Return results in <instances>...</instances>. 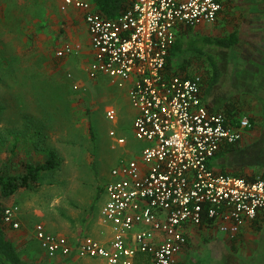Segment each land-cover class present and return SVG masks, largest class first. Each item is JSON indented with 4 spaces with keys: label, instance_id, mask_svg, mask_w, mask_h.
Segmentation results:
<instances>
[{
    "label": "rangeland",
    "instance_id": "obj_1",
    "mask_svg": "<svg viewBox=\"0 0 264 264\" xmlns=\"http://www.w3.org/2000/svg\"><path fill=\"white\" fill-rule=\"evenodd\" d=\"M221 1L223 10L214 23L190 27L188 35L179 37L187 48L174 53L173 68L187 63L188 71L204 75L206 89L217 75L207 55L214 58L218 75L216 83L205 90L206 101L225 112L232 105L235 108L227 113H240L235 117L247 114L254 125L245 146L238 142L226 155L214 159L212 166L229 172L261 173L264 0ZM254 4L257 6L251 10ZM78 16L75 8L60 9L58 0H0V169L11 159L9 169L18 173L25 162H42L51 152L60 160L58 167L42 171L35 185L22 187L9 197L0 190V214L16 204L20 227L14 230L1 224L22 258L32 264H65L40 249L34 238L35 225L42 223L60 234H85L93 217L101 215L112 168L121 159L133 157L125 150L140 146L125 88L113 86L109 97L89 78V57L83 53L56 56L66 42L88 40ZM251 19L253 22H248ZM233 31L239 33L242 43L232 47L203 45L206 37L227 36ZM198 50L206 55L199 56L203 53ZM104 82L106 86L109 79ZM111 102L119 112L117 125L104 113ZM119 137L125 139V146L115 140ZM245 231L234 240L219 233L206 234L193 251L208 264H264V221ZM214 239L226 243L234 261L228 263L219 249L210 254L206 245Z\"/></svg>",
    "mask_w": 264,
    "mask_h": 264
},
{
    "label": "built area",
    "instance_id": "obj_2",
    "mask_svg": "<svg viewBox=\"0 0 264 264\" xmlns=\"http://www.w3.org/2000/svg\"><path fill=\"white\" fill-rule=\"evenodd\" d=\"M60 7L83 11L93 49L88 76L104 74L118 86L129 85L137 111L134 135L147 144L138 157L121 159L111 170L100 211L110 239L72 238L37 223L34 235L45 254L101 258L108 264H183L179 255L191 226L216 229L232 240L253 220L263 221L264 177L212 166L220 150L242 140L252 126L250 116L212 109L204 100V75L167 64L178 33L214 23L223 3L132 0L113 18L99 12L93 0H61ZM79 49L80 44L65 43L56 55ZM106 117L114 120L115 109H107ZM116 141L125 143L123 137ZM3 212V225L18 229L19 207L9 205Z\"/></svg>",
    "mask_w": 264,
    "mask_h": 264
},
{
    "label": "trees",
    "instance_id": "obj_3",
    "mask_svg": "<svg viewBox=\"0 0 264 264\" xmlns=\"http://www.w3.org/2000/svg\"><path fill=\"white\" fill-rule=\"evenodd\" d=\"M222 2L221 0H219ZM132 0H93V3L96 6V9L104 14L107 17L113 18L118 15H120L122 12H124L129 5L131 4ZM190 29H185L182 30L178 33L177 39L173 45V47L170 50L169 56H168V67L173 68V61L175 58L174 53L178 50H181L183 52V49H186L187 47L183 46V43H180V36L183 35H188ZM240 40L239 33L236 31H233L227 36H217V37H206L203 39V45L206 46L207 44L211 45H217L221 47H232L235 46ZM194 48V47H193ZM190 49V48H188ZM199 54L202 52L203 54L199 56H205L206 52L203 50H198ZM175 53V54H176ZM207 59L211 63L213 67V71L215 74L217 73L218 75V67H217V62L212 58L211 55H207ZM187 63H181L180 69L181 70H187L186 69ZM188 71V70H187ZM189 73H191L189 71ZM217 75L213 77V79L210 81L209 86L207 91L212 87L217 80ZM230 109H226V112L232 111L235 107L232 105H229ZM218 110V109H214ZM230 114V113H228ZM233 114V115H232ZM231 115H238L240 113L238 112H233ZM252 126L254 125V120L252 117ZM250 128V129H251ZM236 144H231L228 145L227 147H224L222 150H220L213 159H217L219 157H222L226 155L228 152L233 150L235 148ZM11 159L8 160L5 165L0 169V190L1 194L5 197L12 196L16 191H18L22 187H30L38 183V180L40 178L41 172L44 170H49V169H54L59 166L60 160L56 156L54 152H51L50 156L42 161V162H32V161H27L24 163V169L21 172L18 173H12L9 169V163ZM223 173H228V174H234L237 176H245L247 178H256L257 176L264 177V171L261 173H253V174H248L247 172H243L242 170H233V171H227L225 169L220 170ZM1 217H0V264H32L24 260L19 253L16 245L14 244L13 240L8 237V235L5 232V229L3 225L1 224V221L3 222V215L4 212L3 210L1 211ZM264 221V220H263ZM260 221L258 219L253 220L251 225H255L256 227L259 226ZM236 239V238H234Z\"/></svg>",
    "mask_w": 264,
    "mask_h": 264
},
{
    "label": "crops",
    "instance_id": "obj_4",
    "mask_svg": "<svg viewBox=\"0 0 264 264\" xmlns=\"http://www.w3.org/2000/svg\"><path fill=\"white\" fill-rule=\"evenodd\" d=\"M59 2V6H61V0H58ZM257 5L254 4L253 5V8H251V10H254V7H256ZM74 8V7H72ZM61 9V7H60ZM67 9H70L67 8ZM76 11L79 13V16H78V19H79V25L82 27V32H83V35H86L88 36V40H72V42H66V43H72V44H80V49L77 51V52H74L72 53L73 55L74 54H81L83 53L84 54V57H89V62L92 60L93 58V49H92V46H91V42H90V36H89V32H88V29H87V24L85 22V19H84V14H83V11L80 10V9H77L75 8ZM250 17V16H249ZM250 19V18H249ZM248 22H253L252 19ZM249 24H252V23H249ZM252 35H255L254 33H252ZM82 37V36H80ZM86 42V43H85ZM64 45V44H63ZM62 45V46H63ZM61 46V47H62ZM60 49V48H59ZM71 54V55H72ZM87 54V55H86ZM57 56V55H56ZM58 57V56H57ZM61 58V57H59ZM88 62V64H89ZM88 66V65H87ZM88 74V73H87ZM91 78V77H89ZM95 81H97V84L99 85L100 89H103L104 93L107 94L109 97L112 96V92L114 91L112 88L113 86H117V87H120V88H125L126 92H127V96H128V84L124 85V86H118L115 82H113L108 76L104 75V74H99L96 78H94ZM105 79H109V84H107L106 86H104V81ZM107 81V80H106ZM103 85V86H102ZM128 100H129V104L130 106L132 107L133 109V114L131 115V125L133 127V120H134V117L137 113L136 109L132 106L131 102H130V99H129V96H128ZM204 100L206 103H208L206 101V94L204 96ZM114 103L111 102V105H107L104 109V113L106 115V110L109 109V108H113L115 109V112H116V117L114 120H112L113 124H116L117 125V121L119 119V112H118V109L116 106L113 105ZM208 105L212 108V109H217L215 107H212L209 103ZM134 132V131H133ZM252 133H251V129H249L243 136V140H241V144H242V147L243 145L245 146L247 144V141L249 140V138L251 137ZM116 140V138H115ZM138 142H140V146H138L137 148H134L133 150H125L127 153L129 154H133V157H138L142 147L144 145L147 144L146 141H143V140H137ZM126 142V141H125ZM122 146H125V143L123 144H120ZM113 179V176L110 174V178L108 181L112 180ZM107 181V182H108ZM107 184V183H106ZM105 193H106V187H105ZM101 213V212H100ZM94 219L91 220V222L87 225V230H86V233L83 234V235H79V236H91V237H94L96 239H99V240H102V241H107L110 239L111 237V230L109 228V226L107 224H105L103 221H102V216L99 214V216L97 218L93 217ZM18 220H19V214H18ZM20 222V221H19ZM262 222V221H261ZM260 222V223H261ZM252 223H250L249 225H246L244 227V230H248L252 225ZM47 229V228H46ZM14 230H17V229H14ZM48 230V229H47ZM243 230V231H244ZM49 231V230H48ZM6 232V231H5ZM52 232V231H51ZM247 231L243 232L241 235L239 236H242L243 234H245ZM56 233V232H55ZM220 234V235H224V234H221L220 232H218L216 229H207V228H204V227H199V226H191L189 228V243L187 245V247L185 248L184 251H186L188 248H192L193 245L195 244H198L200 243V240H204L202 239V236H205L206 234ZM204 234V235H203ZM8 235V234H7ZM68 235L69 237H79V236H73V235H69V234H66ZM226 236V235H224ZM238 236V237H239ZM9 238L12 239V236L8 235ZM227 237V236H226ZM34 238H35V235H34ZM205 238V237H204ZM35 240L37 241L38 245H39V242L38 240L35 238ZM234 240V239H232ZM214 241V240H213ZM208 244V242H207ZM40 247V245H39ZM207 247V245H206ZM210 248H213V245L211 244V246H209ZM209 248V252L210 254L212 253V250ZM41 249V248H40ZM184 251H182L181 253H183ZM45 253V252H44ZM183 255H179V258L181 260H183ZM51 259H59L63 262H65V264H108L105 260L101 259V258H91V257H79V256H76V255H72V256H56V257H50ZM100 261V262H99Z\"/></svg>",
    "mask_w": 264,
    "mask_h": 264
},
{
    "label": "flooded vegetation",
    "instance_id": "obj_5",
    "mask_svg": "<svg viewBox=\"0 0 264 264\" xmlns=\"http://www.w3.org/2000/svg\"><path fill=\"white\" fill-rule=\"evenodd\" d=\"M252 39H254V37ZM238 43H242L241 37H240V40ZM211 244L213 245V248L209 247V246H211ZM195 246H197V244L193 245V247L191 249L188 248L186 251L181 253V255H183L182 256L183 257L182 263L183 264H208V260L200 261L199 257L194 253L193 249ZM207 247L210 248L212 250V252H213L214 248L219 249L220 252L222 251L223 257L226 258V261L228 263H230L229 261L235 260L234 256L231 254V250L228 249L225 242L217 241L216 239H214V241L208 242Z\"/></svg>",
    "mask_w": 264,
    "mask_h": 264
}]
</instances>
